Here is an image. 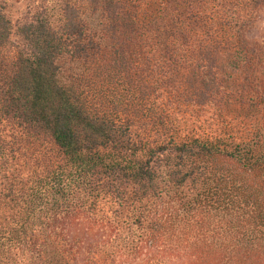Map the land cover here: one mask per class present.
Wrapping results in <instances>:
<instances>
[{"label": "trees", "instance_id": "1", "mask_svg": "<svg viewBox=\"0 0 264 264\" xmlns=\"http://www.w3.org/2000/svg\"><path fill=\"white\" fill-rule=\"evenodd\" d=\"M262 10L0 6V264H264Z\"/></svg>", "mask_w": 264, "mask_h": 264}, {"label": "rangeland", "instance_id": "2", "mask_svg": "<svg viewBox=\"0 0 264 264\" xmlns=\"http://www.w3.org/2000/svg\"><path fill=\"white\" fill-rule=\"evenodd\" d=\"M34 0H0V6L13 17L14 20H21L25 18L27 6ZM253 36H264V10L260 13L259 22L256 29L253 31Z\"/></svg>", "mask_w": 264, "mask_h": 264}]
</instances>
